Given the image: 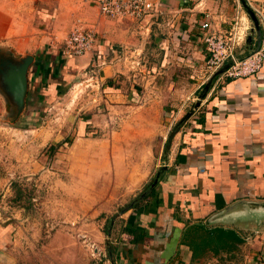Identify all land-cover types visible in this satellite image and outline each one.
<instances>
[{"label": "crops", "instance_id": "obj_1", "mask_svg": "<svg viewBox=\"0 0 264 264\" xmlns=\"http://www.w3.org/2000/svg\"><path fill=\"white\" fill-rule=\"evenodd\" d=\"M151 1L157 13L136 23L103 17L97 0H90L95 8L89 6L90 26L106 56V64L96 69L97 93L113 106L158 102L175 129L154 192L114 220L106 245L90 264H210L200 260L204 254L194 251L187 231L226 214L264 216V63L260 73L247 77L211 76L204 69L201 39L205 21L226 35L243 19L249 27L235 52L241 57L254 51L264 26L258 22L255 28L247 9L257 18L264 0ZM57 45L32 56L25 93L31 100L61 94L95 63L96 52L65 56ZM110 47L126 48L137 62L116 59ZM258 255L264 256V248Z\"/></svg>", "mask_w": 264, "mask_h": 264}, {"label": "rangeland", "instance_id": "obj_2", "mask_svg": "<svg viewBox=\"0 0 264 264\" xmlns=\"http://www.w3.org/2000/svg\"><path fill=\"white\" fill-rule=\"evenodd\" d=\"M91 5L0 0V264H90L114 220L154 192L165 167L175 131L166 107L105 104L97 70L91 76L86 67L89 74L71 79L61 94H25L18 108L9 96L12 72L33 54L61 47L77 20L90 26ZM207 221L185 234L202 262L264 261V216ZM212 222L230 234L221 240L208 233Z\"/></svg>", "mask_w": 264, "mask_h": 264}, {"label": "built area", "instance_id": "obj_3", "mask_svg": "<svg viewBox=\"0 0 264 264\" xmlns=\"http://www.w3.org/2000/svg\"><path fill=\"white\" fill-rule=\"evenodd\" d=\"M100 15L110 18H129L136 23L149 15L157 13L155 3L151 0H97ZM258 22L264 26V9L255 10ZM247 22L239 19L234 22L231 30L226 35L217 34L208 21L201 24L203 29L201 39L205 44L207 58L204 62V69L209 75L219 73L223 77H247L260 73L264 63V38L260 46L245 56H238L235 52L236 46L245 39L248 29ZM61 53L65 56H79L88 52L95 53V63L91 64L92 72L106 64V56L101 55L97 49V37L94 28L83 25L77 20L61 44ZM110 52L116 59L130 58L132 65L135 61L133 55H128L126 48L116 49L110 47ZM104 55V56H103ZM221 70V71H220ZM97 251V250H96ZM264 264V261L260 262Z\"/></svg>", "mask_w": 264, "mask_h": 264}, {"label": "water", "instance_id": "obj_4", "mask_svg": "<svg viewBox=\"0 0 264 264\" xmlns=\"http://www.w3.org/2000/svg\"><path fill=\"white\" fill-rule=\"evenodd\" d=\"M247 12L250 15L252 21L254 22L255 28H257L259 30L258 20H257L256 16L254 15L253 10L248 8ZM31 59H32V57L27 59L25 61L24 65H22L20 67V69L13 71L12 76L7 78L9 91L11 92L13 100L17 103L18 106H21L24 102V96H25L26 88H27L26 71H27V67H28ZM160 176H161V173L159 171L156 174L154 181L152 182L151 188L157 183Z\"/></svg>", "mask_w": 264, "mask_h": 264}, {"label": "trees", "instance_id": "obj_5", "mask_svg": "<svg viewBox=\"0 0 264 264\" xmlns=\"http://www.w3.org/2000/svg\"><path fill=\"white\" fill-rule=\"evenodd\" d=\"M193 227L194 228H204L202 226H193ZM207 232L210 234H214L215 236L217 235V237H219L221 240L230 234V231L223 227L210 228L209 230H207Z\"/></svg>", "mask_w": 264, "mask_h": 264}, {"label": "bare ground", "instance_id": "obj_6", "mask_svg": "<svg viewBox=\"0 0 264 264\" xmlns=\"http://www.w3.org/2000/svg\"><path fill=\"white\" fill-rule=\"evenodd\" d=\"M75 92V91H74Z\"/></svg>", "mask_w": 264, "mask_h": 264}]
</instances>
